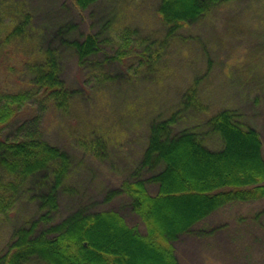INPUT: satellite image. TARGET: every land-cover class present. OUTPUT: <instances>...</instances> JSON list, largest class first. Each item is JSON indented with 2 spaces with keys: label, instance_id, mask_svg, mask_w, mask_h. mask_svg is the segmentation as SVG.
Masks as SVG:
<instances>
[{
  "label": "trees",
  "instance_id": "1",
  "mask_svg": "<svg viewBox=\"0 0 264 264\" xmlns=\"http://www.w3.org/2000/svg\"><path fill=\"white\" fill-rule=\"evenodd\" d=\"M100 1L73 0V4L83 12ZM237 1L158 0L155 14L165 27V39L157 45L156 39L144 37L142 78L137 80L151 79L161 71L170 39L204 23L221 6ZM5 17L10 21L0 27V58L11 42L29 46L23 58L25 88H29L10 93L0 84V222L22 203L36 208L14 227L0 252V264H181L175 243L183 236L202 237L207 230L198 226L216 212L264 198L263 136L240 111L226 108L207 113L205 131L199 126L179 127L182 113L191 109L206 112L201 81L196 78L168 116L153 108L155 113L145 123L146 145L140 159L129 166L126 178L107 195V199H124L120 211L127 209L141 226L131 224L115 209L90 211L85 202L57 221L63 197L83 194L72 180L83 159L109 157L114 146L110 128L100 126L85 125L86 130L76 137V149L46 138L41 113L51 107L67 117L76 112L75 101L84 99V91L72 87L64 77L62 50L70 52L80 68L101 72L99 82L105 87L136 83L116 70L127 53L114 49L109 30L75 37L76 25H61L51 33L57 46L44 48L28 38L36 29L25 2L0 0V21ZM123 38L129 49V38ZM248 70L251 77L245 79V88L257 83L255 68ZM34 97L39 99L40 104H34L40 112L29 116L27 108ZM18 119L21 124L15 135L4 136L3 130ZM121 119L126 121L123 115ZM211 134L220 140L217 149L207 145L205 136ZM140 140L136 139L137 144ZM76 150L82 151L81 162L74 156ZM191 160L199 167L190 165ZM166 209L180 215L171 216Z\"/></svg>",
  "mask_w": 264,
  "mask_h": 264
},
{
  "label": "rangeland",
  "instance_id": "2",
  "mask_svg": "<svg viewBox=\"0 0 264 264\" xmlns=\"http://www.w3.org/2000/svg\"><path fill=\"white\" fill-rule=\"evenodd\" d=\"M21 1L31 12L32 26L36 29L28 37L32 44L56 47L51 33L61 25H76L75 37L109 30L114 36V49L127 53L116 70H122L136 83L105 87L99 82L101 72L80 68L74 56L62 50L64 77L72 87L84 91V99L75 101L76 112L67 117L51 107L41 113L46 138L76 149V137L86 130L85 125L100 126L110 128L114 146L109 149V157L83 159L82 167H77L72 179L83 194L63 197L57 221L84 202L90 211L123 208L124 199H107V195L126 178L129 166L133 167L140 159L146 145L145 123L149 115L155 113L156 107L161 116H168L196 78L201 81V99L206 112L191 109L182 113L179 127L199 126V130L205 131L207 113L232 108L240 111L246 122L262 133L264 140V0H240L223 5L204 23L183 30L180 37L170 39L161 71L148 80H137L142 78L143 39L152 37L157 45L165 39V27L155 14L158 0H102L83 12L74 6L73 0ZM9 21L8 17L3 18L0 27L4 28ZM125 36L130 40L129 49L125 48ZM17 45L11 42L0 58V84L10 93L29 88H25L27 75L23 68L29 46ZM250 67L255 68L257 83L245 88V79L251 77ZM114 90L120 93L115 95ZM34 103L40 104L37 97L27 108L29 116L40 112ZM122 115L126 117L125 122L121 121ZM20 124L19 119L15 120L3 130V135L12 138ZM139 137L141 143L137 144ZM205 139L212 149L221 146L213 134ZM81 152L76 150L74 155L79 162L84 158ZM191 162L190 165L199 167L196 161ZM34 207L22 203L0 222V252L14 227L21 225L24 216L34 212ZM120 212L131 224H140L127 209ZM165 212L180 215L173 209ZM201 228L207 230L202 232V237L186 235L175 243L181 264H264V198L225 207L197 229Z\"/></svg>",
  "mask_w": 264,
  "mask_h": 264
}]
</instances>
